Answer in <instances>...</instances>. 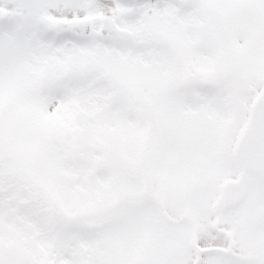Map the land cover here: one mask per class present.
I'll use <instances>...</instances> for the list:
<instances>
[{
    "label": "snow or ice",
    "instance_id": "6c2138e0",
    "mask_svg": "<svg viewBox=\"0 0 264 264\" xmlns=\"http://www.w3.org/2000/svg\"><path fill=\"white\" fill-rule=\"evenodd\" d=\"M0 264H264V0H0Z\"/></svg>",
    "mask_w": 264,
    "mask_h": 264
}]
</instances>
